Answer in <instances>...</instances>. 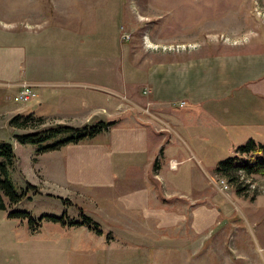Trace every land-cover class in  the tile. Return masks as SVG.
Wrapping results in <instances>:
<instances>
[{
    "label": "rangeland",
    "instance_id": "1",
    "mask_svg": "<svg viewBox=\"0 0 264 264\" xmlns=\"http://www.w3.org/2000/svg\"><path fill=\"white\" fill-rule=\"evenodd\" d=\"M47 25L64 26L72 34L86 36L88 52L102 56L117 52L121 72L124 63L138 75L143 62L158 61L159 56L173 61L198 55L212 62L220 59L216 64L224 66L239 65L242 76L264 75V0H0V34ZM107 25L115 29L109 36L104 31ZM101 39L102 47L92 49L90 41ZM62 50L73 56L78 52L77 41H66ZM236 50L239 53H233ZM133 86L138 93H146L140 84ZM15 95L16 88L0 87V142L12 145L15 156L9 175L17 190L25 194L19 202H6V209L0 210V264H197L191 259H198V264H264V257L257 255L264 248V176L238 170L236 179L229 181L214 174L207 192L188 193L195 200L192 205L206 199L202 195L212 194L216 207L224 203L231 208L230 216L221 215L199 235L190 225V208L182 225L165 228L84 195L63 198L57 195L60 190L52 166L58 151L76 142L41 150L71 134L66 131L48 141L22 143L19 136L42 134L56 125H41L42 119L28 120L22 127L10 124L17 114L33 117L24 109L29 103H17ZM236 183L242 192L235 190ZM157 201L164 202L158 193L153 197V202ZM15 210L27 211L35 222L7 216ZM81 212L99 222L101 234L86 225H68L71 220H81ZM46 215L62 216V220L53 221ZM140 234L151 236L150 246L142 242ZM165 236L182 237L184 251L179 254L181 247L164 246ZM195 248L200 250L193 257L189 250ZM241 251L253 256L239 255Z\"/></svg>",
    "mask_w": 264,
    "mask_h": 264
},
{
    "label": "crops",
    "instance_id": "2",
    "mask_svg": "<svg viewBox=\"0 0 264 264\" xmlns=\"http://www.w3.org/2000/svg\"><path fill=\"white\" fill-rule=\"evenodd\" d=\"M69 30L47 25L0 34V87L17 91L23 81L34 84L36 98L24 109L40 117L41 125L79 128L114 121L90 140L58 151L52 166L57 195H84L165 228L182 225L190 208L189 222L196 235L221 215L230 216L229 206L214 205V195H202L206 199L192 205L195 200L188 193L204 194L212 187L213 168L233 154L231 146L248 138L264 143V75L242 76L239 65L224 66L216 64L220 59L212 62L192 55L145 61L138 76L129 63L120 71L117 52L106 56L88 52L86 36ZM104 31L109 36L115 29L107 25ZM72 38L78 52L70 56L62 48ZM102 40L89 45L102 47ZM134 83L146 93H138ZM183 106L187 107L180 110ZM170 160L175 167L169 166ZM157 193L163 203L153 202ZM139 236L150 246V235ZM165 237L164 246L181 247L179 254L184 251L182 237ZM199 250L189 251L196 257ZM258 253L264 257V248ZM191 263L198 264V259Z\"/></svg>",
    "mask_w": 264,
    "mask_h": 264
},
{
    "label": "trees",
    "instance_id": "3",
    "mask_svg": "<svg viewBox=\"0 0 264 264\" xmlns=\"http://www.w3.org/2000/svg\"><path fill=\"white\" fill-rule=\"evenodd\" d=\"M41 120L40 117L33 118L30 115L23 116L17 114L13 116L9 122L16 126H26L25 123L28 120ZM113 122L99 121L91 125H84L79 128L70 127L64 124H57L55 127L48 128L41 132H35L19 136L22 143L29 140L35 141H48L53 137L62 134L63 132L70 131L71 134L65 138L59 139L58 141L47 144L41 150L55 149L58 146H62L70 142H79L87 137H92L99 133L102 129H105ZM40 151V150H38ZM14 152L12 145L8 142H0V210L6 209V202L11 204L17 203L24 196L23 191H18L9 175L10 166L13 164ZM155 165V164H154ZM238 170H244L248 174H255L264 176V143L257 142L253 138H248L244 142L235 145L234 152L231 156L226 157L218 161L214 168L213 173L218 176H224L229 181L236 179V173ZM233 183V182H232ZM235 190L238 193L244 189L237 183L234 185ZM35 187V186H32ZM8 217H23L27 218L28 224L35 222L34 219L29 215L27 211H9ZM47 218L53 221H61L62 216L46 215ZM64 224L65 222H61ZM65 225V224H64ZM68 225H86L89 229L94 230L96 233L101 234L102 230L99 227V222L94 220L91 216L81 212V220H71ZM107 236L109 233L106 234Z\"/></svg>",
    "mask_w": 264,
    "mask_h": 264
},
{
    "label": "built area",
    "instance_id": "4",
    "mask_svg": "<svg viewBox=\"0 0 264 264\" xmlns=\"http://www.w3.org/2000/svg\"><path fill=\"white\" fill-rule=\"evenodd\" d=\"M18 90L16 91V95L14 97V100L19 104H26L29 103L31 100L36 98V91H35V85L31 84L29 82L23 81L19 84ZM169 166L171 168L176 166V162L170 160ZM227 187V186H226Z\"/></svg>",
    "mask_w": 264,
    "mask_h": 264
}]
</instances>
